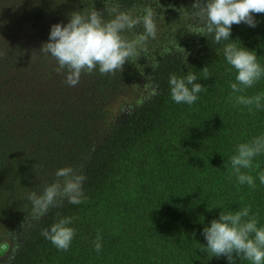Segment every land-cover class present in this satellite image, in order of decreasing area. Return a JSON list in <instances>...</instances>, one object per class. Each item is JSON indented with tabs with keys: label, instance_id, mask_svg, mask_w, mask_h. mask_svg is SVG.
Returning a JSON list of instances; mask_svg holds the SVG:
<instances>
[{
	"label": "trees",
	"instance_id": "16d2710c",
	"mask_svg": "<svg viewBox=\"0 0 264 264\" xmlns=\"http://www.w3.org/2000/svg\"><path fill=\"white\" fill-rule=\"evenodd\" d=\"M255 19V28L233 25L230 39L255 51L264 67V14ZM230 42L200 36L188 55L161 56L152 72L154 94L90 153L83 202L65 199L61 207H51L25 225L6 264H229L206 249L203 228L218 220L221 211L245 207L264 227V184L259 180L264 153L253 159L252 169L241 170L253 176L255 188L239 184L230 163L237 145L264 135V77L241 93L232 92L236 71L223 54ZM188 72L207 91L192 105L177 104L169 77ZM239 95H261V106L250 111L236 102ZM65 217L73 218L69 226L75 236L62 251L42 230ZM97 236L100 252L95 250ZM232 264L251 262L234 255Z\"/></svg>",
	"mask_w": 264,
	"mask_h": 264
},
{
	"label": "rangeland",
	"instance_id": "374dc122",
	"mask_svg": "<svg viewBox=\"0 0 264 264\" xmlns=\"http://www.w3.org/2000/svg\"><path fill=\"white\" fill-rule=\"evenodd\" d=\"M111 2L125 11L152 7L157 37L122 72L84 73L72 87L40 49L52 25L67 24L68 13L87 5L80 0H0V264L14 254L19 231L37 219L27 193H42L60 168L83 175L102 138L154 94L152 66L159 58L189 54L198 46L200 36L187 32L188 24L197 23L189 19L196 11L194 0ZM94 6L104 9L103 0Z\"/></svg>",
	"mask_w": 264,
	"mask_h": 264
},
{
	"label": "clouds",
	"instance_id": "9594fccd",
	"mask_svg": "<svg viewBox=\"0 0 264 264\" xmlns=\"http://www.w3.org/2000/svg\"><path fill=\"white\" fill-rule=\"evenodd\" d=\"M94 2L80 0L87 6L68 13L67 24L52 25L48 42L43 43L40 49V54L56 61L57 73H63L65 83L72 87L79 83L84 73L91 74L96 70L101 75L122 72L124 65L133 58L137 60L141 52L148 50L149 41L157 37V13L152 7L125 11L118 3L103 0L104 9L97 10ZM191 7L196 11L189 19L197 23L187 25L188 33L204 37L214 35L217 43L232 41L223 48L227 63L236 71L235 82L230 84L232 92L241 93L253 87L264 77V67L258 62L255 51L243 47L238 40L230 39L231 29L233 25L240 24L255 28L258 24L255 15L264 14V0H194ZM138 26L143 27V32L135 31ZM157 67L158 64L152 66L154 70ZM202 71L208 79L207 67ZM196 81L197 75L192 72L183 77L171 74V99L177 104L195 103L198 94L207 91L206 86ZM235 100L251 111V106H261L262 96L239 95ZM261 153H264V135L237 145L230 163L239 184L255 188L253 176L241 170L252 169L253 159ZM255 167L259 168V165ZM55 175L56 181L46 185L42 193L38 194L35 190L27 193L33 216L37 219L45 216L51 207H61L65 199L70 204H80L85 198L83 175L77 174L71 167L57 169ZM259 180L264 184V172L259 173ZM72 221L70 217L61 218L49 229L42 230V235L57 249L67 251L75 236L74 228L69 226ZM257 225L256 216H250V207L234 212L221 211L218 220H212L210 226L203 228L206 249L213 257H226L229 264H232L234 255L251 264H264V227ZM101 247L100 237L97 236L95 250L100 252Z\"/></svg>",
	"mask_w": 264,
	"mask_h": 264
}]
</instances>
